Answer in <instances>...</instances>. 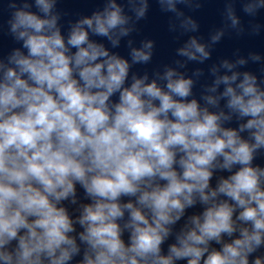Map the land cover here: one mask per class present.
<instances>
[{"label": "clouds", "instance_id": "1", "mask_svg": "<svg viewBox=\"0 0 264 264\" xmlns=\"http://www.w3.org/2000/svg\"><path fill=\"white\" fill-rule=\"evenodd\" d=\"M128 2L136 20L146 15L147 0ZM159 2L182 17L177 5L191 0ZM55 4L8 0L21 47L0 59V264H264V167L254 164L264 86L233 70L246 61L213 66L203 104L173 68L129 83V61L91 39L117 47L129 35L121 4L107 0L67 36ZM262 9L264 0L243 8ZM226 14L237 27L231 4ZM181 26L198 28L191 17ZM152 49L131 48L132 64ZM207 49L192 37L178 54L203 63Z\"/></svg>", "mask_w": 264, "mask_h": 264}]
</instances>
